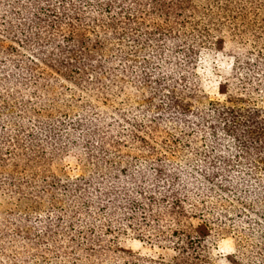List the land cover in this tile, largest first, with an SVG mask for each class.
Returning a JSON list of instances; mask_svg holds the SVG:
<instances>
[{"label": "trees", "instance_id": "1", "mask_svg": "<svg viewBox=\"0 0 264 264\" xmlns=\"http://www.w3.org/2000/svg\"><path fill=\"white\" fill-rule=\"evenodd\" d=\"M214 4L215 11L200 12L193 0H0V189L26 199L31 213L46 204L55 214L58 195L77 201L93 187L100 197L99 180L111 175L118 176L114 186L122 177L135 182L120 161L114 167L113 153L123 139L154 152L148 139L171 114L183 125L198 123L201 136L210 130L218 167L207 169L208 156L199 153L203 176L256 217L234 206L225 211L249 264H264V107L256 104L264 102V0ZM220 31L237 47L230 90L224 103L192 110L184 74L198 47ZM131 90L140 99L127 110L121 102ZM77 91L90 101L76 99ZM65 94L70 105L62 104ZM65 136L82 144L63 147ZM78 148L92 167L89 179L62 186L46 175L49 156ZM239 167L246 171L232 175ZM166 180L174 187L173 175ZM169 198L166 214L180 223L187 216L174 190ZM55 220L60 226V216ZM171 237L172 264H206L198 238L183 230Z\"/></svg>", "mask_w": 264, "mask_h": 264}, {"label": "rangeland", "instance_id": "2", "mask_svg": "<svg viewBox=\"0 0 264 264\" xmlns=\"http://www.w3.org/2000/svg\"><path fill=\"white\" fill-rule=\"evenodd\" d=\"M215 1L193 0V6L200 12L215 11ZM213 37L198 47L190 68L183 73L193 95L192 110L224 103L230 90L237 47L227 32L220 31ZM179 86L184 87L182 83ZM75 94L76 99L79 96L90 101L84 93ZM127 97L129 102H121L127 110L140 99L134 90ZM63 100L62 104L70 105L68 94ZM256 104L264 107L261 99ZM168 118V122L159 124L161 133L148 139L154 152L136 148L128 139L122 140L124 146L113 153L111 161L114 167L120 161V168L128 173L124 176L131 174L136 180L121 176L120 183L114 186L117 175L108 176L104 181L100 179L105 188V194L100 197L92 187L86 194H77L81 197L77 201L71 194L58 195L55 214L46 204L38 213H31L26 199L0 189V264H172L176 239L171 236L182 230L200 240L206 264H249V254L242 247L245 242L232 228L234 217L225 211L234 206L252 215L240 207L231 191L221 192L203 176L204 167L200 162L203 158L199 153L208 156L207 169L211 170V163L218 167L210 130L205 129L206 133L201 136L197 133L198 123L183 125L177 122L176 116L170 114ZM61 141L63 147L82 144L77 138L67 136ZM221 144L228 147L226 142ZM48 158L46 175L60 181L62 186L77 183L84 177L89 179L92 173L82 148L66 149ZM156 160L163 175L155 171ZM235 170L232 175L246 171L240 167ZM172 175L174 187L166 180ZM185 177L188 184L183 186L180 182ZM178 179L180 185H177ZM171 190L177 194L187 216L180 223L166 214L172 206ZM57 216H60V226H56ZM47 220L49 227L45 228ZM24 231L30 233L28 238Z\"/></svg>", "mask_w": 264, "mask_h": 264}]
</instances>
